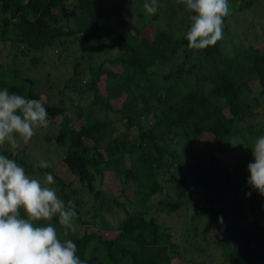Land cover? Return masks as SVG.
Here are the masks:
<instances>
[{
    "label": "trees",
    "instance_id": "trees-1",
    "mask_svg": "<svg viewBox=\"0 0 264 264\" xmlns=\"http://www.w3.org/2000/svg\"><path fill=\"white\" fill-rule=\"evenodd\" d=\"M230 1L243 10L264 0H227L228 7ZM143 2L75 0L70 23L68 0H0V40L10 41L13 59L17 50L24 56L55 44L62 51L75 38L86 52L72 55L57 104L13 62L0 71V89L44 102L56 131L35 135L46 147L65 149L41 174L53 175L58 198L84 227L65 236L58 215L34 225L51 223L86 264H264V196L252 193L244 169L254 139L264 135L257 111L264 103V37L225 51L221 39L190 49L184 34L194 13L178 24L159 9L147 14ZM233 137L245 142L235 148V163L225 159ZM0 154L33 172L23 150L0 145ZM170 185L176 197L165 191ZM90 212L101 228L85 227L82 216ZM158 213L183 221L182 249L173 227L150 217Z\"/></svg>",
    "mask_w": 264,
    "mask_h": 264
},
{
    "label": "clouds",
    "instance_id": "clouds-1",
    "mask_svg": "<svg viewBox=\"0 0 264 264\" xmlns=\"http://www.w3.org/2000/svg\"><path fill=\"white\" fill-rule=\"evenodd\" d=\"M185 9L194 13L191 26L184 34L190 49L201 50L214 45L223 36V18L228 15L227 0H182ZM149 15L157 13V0L143 5ZM51 118L40 99L0 89V144L6 140L16 145L18 134L28 143L34 128L48 127ZM253 160L247 164L246 183L264 196V135L254 139ZM40 168H50L46 160ZM48 185L55 183L51 173L45 175ZM251 192L246 193L250 196ZM20 209L27 218H21ZM58 222L67 236L76 218V211L58 198L55 189L42 186L38 179L26 175L15 160L0 154V264H86L77 255L71 239L58 238L51 223L34 225V221Z\"/></svg>",
    "mask_w": 264,
    "mask_h": 264
},
{
    "label": "rangeland",
    "instance_id": "rangeland-1",
    "mask_svg": "<svg viewBox=\"0 0 264 264\" xmlns=\"http://www.w3.org/2000/svg\"><path fill=\"white\" fill-rule=\"evenodd\" d=\"M70 4L69 9V21L70 23H73L78 15V9L75 5V0H68ZM144 2L141 3V7L143 8V5L145 2H150V0H143ZM181 0H157V3L159 5V11L160 16H165V14L170 13V16L173 18V20L178 23L180 22L184 16L187 14V10L185 9L183 3L180 2ZM234 2H229V11H228V18L224 22V34L221 38V42L223 45V50L230 49L233 44L243 46L244 44L248 45L251 41L261 39L264 37V1L256 2L252 8H247L243 10H235L233 8ZM174 11L173 16L171 15V11ZM164 13V15L162 14ZM179 24V23H178ZM177 24V25H178ZM181 27L177 28L180 29ZM228 31V32H226ZM11 32L9 31L7 33L8 36H10ZM73 39V38H72ZM72 44L69 46H66L64 50L60 51L59 48H56L55 44L52 46H48L44 49H41L39 52L36 53H28L27 55L22 56L21 52L17 50L16 58L13 59V50L9 51L10 41L6 40L3 42L0 40V64L3 65L0 67V71L7 66H12V62L16 64L19 75L20 76H27L34 78L37 80V84L34 86L36 91L40 93L49 103H59V97L61 96L59 93L60 88H64L65 81L69 75L73 72V65H74V57H79L83 54H86L84 50L83 43L80 39H73ZM68 40L66 41V43ZM71 43V42H70ZM73 55V56H72ZM38 58L37 63H32L33 57ZM79 59V58H78ZM82 67L88 66V59H81ZM81 67V68H82ZM16 68V67H15ZM81 102H85L89 99V97L80 98ZM66 104L68 102H71V99L66 96ZM73 101H79V100H73ZM259 115L264 116V103L257 109ZM56 131V128L54 127V124L48 126V127H39L34 128L35 134L37 136H43L47 133H51L52 131ZM16 135L17 143L16 145H12L7 140L0 144L2 145V148H10L14 149V152H17L18 150L24 151V157L26 158V161L33 165L32 173L26 174L31 178L38 179L42 186L44 187H50L55 189L56 187L54 184L48 185L45 182V175L47 173H42L39 167V161L46 160L48 161L51 166H56L59 162V159L62 157L63 151L65 148H63L61 145L56 146L49 145V147H46V145L40 141L34 135L32 139L28 143L23 142V138L20 137L18 134ZM244 139L241 137H233L228 140V146L229 148H234L233 150L230 149V152L228 151L226 153L225 159H227V162H233L235 163L237 158L240 157V153L235 150L236 146L241 145ZM55 144L56 142L53 141ZM52 143V144H53ZM245 143V142H243ZM242 143V144H243ZM48 148V149H47ZM61 149V150H60ZM241 149V148H240ZM58 150H60L58 152ZM252 152H249L248 159L246 160L244 169L247 170V164L252 161ZM249 175V172L247 170V177ZM175 190V187L170 185L165 188V191H168L171 193L174 197L176 195L173 193ZM252 193H255L256 190L251 188ZM117 192V190H116ZM57 194V193H56ZM70 198V197H69ZM262 200V199H261ZM68 202L72 205H74V200L70 198ZM89 202V201H88ZM259 207L264 208V201H262L261 205L260 202L258 203ZM257 207V208H259ZM193 212L191 207H188L187 214H191ZM261 212V211H260ZM86 221L87 225L85 227L91 231L101 228L100 224L98 222L95 223L92 213H86L82 216ZM151 218H155L157 222L168 225L173 227L171 230V235L174 237V240L178 242L180 249H182L183 245V235L185 234L183 232V221H180L177 218H173L171 216L165 215L164 213H158L156 215L150 214ZM112 223H114L112 221ZM76 224V225H75ZM84 226L80 225L78 223L73 222V233L79 234L82 231V228ZM212 236V235H211ZM198 240H199V236ZM213 239V236L211 237ZM206 255V254H205ZM188 258H190V254H186ZM186 261V260H184Z\"/></svg>",
    "mask_w": 264,
    "mask_h": 264
}]
</instances>
